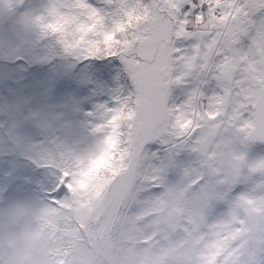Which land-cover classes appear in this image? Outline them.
<instances>
[{"label":"snow or ice","instance_id":"6c2138e0","mask_svg":"<svg viewBox=\"0 0 264 264\" xmlns=\"http://www.w3.org/2000/svg\"><path fill=\"white\" fill-rule=\"evenodd\" d=\"M37 22L68 52L118 57L132 86L97 127L104 134L97 150L61 172L51 205L63 208L71 200L86 207L119 184L125 199L117 214L132 215L126 194L139 185V195L160 193L132 215L144 228L135 243L153 254L155 264L185 249L194 254L191 264H264V195H240L225 216L208 218L209 189L226 182L213 146L237 137L245 146L264 142V0H121L110 27L85 0H70L54 3ZM188 77L214 87L210 93L196 87L184 104L168 107L171 86ZM167 137L175 148L190 147L201 157L209 181L199 191L190 190L204 176L187 188L163 191L162 170L138 178L133 162L142 155L139 147ZM47 227L54 238L61 232L73 237L52 252V264H68L77 240L103 239L115 221L96 215L87 223Z\"/></svg>","mask_w":264,"mask_h":264},{"label":"rangeland","instance_id":"374dc122","mask_svg":"<svg viewBox=\"0 0 264 264\" xmlns=\"http://www.w3.org/2000/svg\"><path fill=\"white\" fill-rule=\"evenodd\" d=\"M61 2L70 0H0V207L14 202L50 206L60 185L61 172L97 150L104 138L103 133L96 131L97 127L106 122L109 110L119 106L117 101L132 91L130 78L118 57L111 58L115 65L109 69L107 79L95 74L100 72L94 68L97 58H87L89 63L80 67L81 55L65 48L67 56L56 55L55 63L48 69L31 65L33 52L35 58L41 57L39 50L31 48L42 31L38 18L45 17L54 3ZM97 2L108 4L106 13L85 0L106 18L110 27L121 0ZM45 53L49 55L50 51L47 49ZM47 62H53L52 57ZM196 87L210 93L214 85L211 82L201 85L191 77L185 78L181 84L171 86L167 106L184 104ZM258 144L239 145V150L249 161L261 162L264 146ZM161 146L167 148L159 151ZM139 152L142 155L133 162L134 168L142 164L147 171L143 176L137 175L138 178L143 180L162 170L161 191L187 188L204 176V180L190 190L199 191L209 181L199 154L190 147L175 148L172 137L153 140L140 146ZM262 183L257 175L230 190L209 189V220L225 216L230 210L229 202L240 195H264V188L257 187ZM220 192L225 199L219 198ZM159 194L141 193L140 200L146 207V202ZM143 209L136 205L131 214H139Z\"/></svg>","mask_w":264,"mask_h":264},{"label":"clouds","instance_id":"9594fccd","mask_svg":"<svg viewBox=\"0 0 264 264\" xmlns=\"http://www.w3.org/2000/svg\"><path fill=\"white\" fill-rule=\"evenodd\" d=\"M239 145L237 137L225 138L213 146L218 152L216 164L226 174V182L214 184V189L229 190L257 175L264 181V169L252 170L260 162L249 161L239 150ZM238 156L243 159H237ZM145 171L147 169L142 164L135 167L138 176H143ZM126 182L127 177H124L121 183ZM126 195L129 201L145 208L140 200L139 185L128 190ZM124 199L125 192L117 184L86 207L71 200L65 201L67 206L63 208L52 205L35 207L26 202L0 207V264H52L53 249L67 244L73 237L61 232L54 238L47 225L63 228L73 222L87 223L96 215L111 217L115 221L114 232L93 242L77 240L72 245L68 264H155L153 254L135 243L144 231L143 225L135 216L117 214L118 205ZM193 258L194 254L185 249L170 253L164 264H191Z\"/></svg>","mask_w":264,"mask_h":264},{"label":"trees","instance_id":"16d2710c","mask_svg":"<svg viewBox=\"0 0 264 264\" xmlns=\"http://www.w3.org/2000/svg\"><path fill=\"white\" fill-rule=\"evenodd\" d=\"M91 1L93 4H95L97 6V8L100 10V12H105L106 10L109 9L108 4L106 2H103L101 4H98V0H89ZM91 7V5H88ZM45 18H47V15H45ZM32 51H34L35 49L41 54V57H36L33 56L32 53V57L30 58L31 60V65H35V66H40V68H46L48 69L52 64L55 63L56 55H58L60 58H65L67 56V53L64 51V45L60 42V40L58 39V37L54 34L51 33H46L43 29L40 33V35H38L36 37V39L34 40L33 45L31 46ZM47 49L50 51L49 55L47 53H45L47 51ZM54 51L56 53H54ZM80 55V54H79ZM53 59V62L48 63L47 60L49 58ZM80 61H79V66L82 67L83 65H85L86 63L88 64L89 62L86 60V58H84L83 56H80ZM44 60V61H43ZM88 60H90V58H88ZM44 62V64H43ZM94 63L92 62L91 64L94 65L95 70L96 69H100V72L96 71L95 74L98 76H105V78L107 79V73L110 72L109 69L113 68V66L115 65V62L113 60H111V58H100L94 61ZM63 63V62H62ZM100 67V68H99ZM39 68V69H40ZM114 70V69H113ZM259 143V142H257ZM260 147L264 146V144L259 143L258 144ZM162 146L159 148L161 149ZM136 205L133 204L132 205V209L135 207Z\"/></svg>","mask_w":264,"mask_h":264},{"label":"flooded vegetation","instance_id":"af4514ba","mask_svg":"<svg viewBox=\"0 0 264 264\" xmlns=\"http://www.w3.org/2000/svg\"><path fill=\"white\" fill-rule=\"evenodd\" d=\"M167 147L163 146L161 149L165 150ZM161 149H159V151H161Z\"/></svg>","mask_w":264,"mask_h":264},{"label":"water","instance_id":"95a60500","mask_svg":"<svg viewBox=\"0 0 264 264\" xmlns=\"http://www.w3.org/2000/svg\"><path fill=\"white\" fill-rule=\"evenodd\" d=\"M259 143L264 144V142H259Z\"/></svg>","mask_w":264,"mask_h":264}]
</instances>
